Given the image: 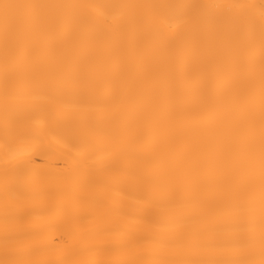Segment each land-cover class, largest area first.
<instances>
[{"label": "snow or ice", "instance_id": "6c2138e0", "mask_svg": "<svg viewBox=\"0 0 264 264\" xmlns=\"http://www.w3.org/2000/svg\"><path fill=\"white\" fill-rule=\"evenodd\" d=\"M53 135L36 181L21 145ZM0 145V264H264V0H0ZM36 212L55 259L22 243Z\"/></svg>", "mask_w": 264, "mask_h": 264}, {"label": "bare ground", "instance_id": "6f19581e", "mask_svg": "<svg viewBox=\"0 0 264 264\" xmlns=\"http://www.w3.org/2000/svg\"><path fill=\"white\" fill-rule=\"evenodd\" d=\"M42 2L56 3H91L98 0H42ZM106 2L128 3V4H148V3H170V4H188V3H226L230 0H106ZM33 126H40L42 121L34 119ZM22 148L32 152L29 164V170L33 174L36 181H41L46 178H51L60 175L65 167L63 159V145L58 138L53 135L49 136L43 145L33 146L31 144H23ZM4 154L3 147L0 145V167L3 165ZM129 194L124 198V204L130 208L143 207L142 201L136 198L137 193L132 181H127ZM4 202V194L2 181H0V243H2V205ZM160 214H169V210H158ZM113 222L127 224L135 229L143 228V224L139 220H125L121 217H114ZM22 231L34 232L35 235L29 239L22 241L26 246L40 245L44 247V251L36 258L40 259H55L58 251L65 246L66 238L64 236V227L61 220L55 215L41 214L39 212L27 222V225L21 228ZM116 238V237H112Z\"/></svg>", "mask_w": 264, "mask_h": 264}]
</instances>
